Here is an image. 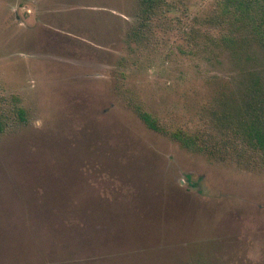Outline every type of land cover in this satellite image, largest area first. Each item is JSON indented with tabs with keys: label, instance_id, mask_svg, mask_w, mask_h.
Returning <instances> with one entry per match:
<instances>
[{
	"label": "rangeland",
	"instance_id": "1",
	"mask_svg": "<svg viewBox=\"0 0 264 264\" xmlns=\"http://www.w3.org/2000/svg\"><path fill=\"white\" fill-rule=\"evenodd\" d=\"M161 1L0 0V264H264V49Z\"/></svg>",
	"mask_w": 264,
	"mask_h": 264
},
{
	"label": "trees",
	"instance_id": "2",
	"mask_svg": "<svg viewBox=\"0 0 264 264\" xmlns=\"http://www.w3.org/2000/svg\"><path fill=\"white\" fill-rule=\"evenodd\" d=\"M144 1L146 6L150 8L162 3L161 0ZM217 12L218 16L224 19L231 29L238 28L254 44L264 49V0H219ZM251 89L258 98L253 96V99H256L255 103L247 102L242 110H240L241 108L238 109L239 113L236 116L239 119V129L242 128L243 140L248 141L252 148L264 151V122H262L264 119V86L260 85L259 80L253 79ZM18 115L23 119V110L18 109ZM220 116L227 121L231 120L228 111H223ZM142 119L149 127L154 128L149 115L143 114Z\"/></svg>",
	"mask_w": 264,
	"mask_h": 264
}]
</instances>
